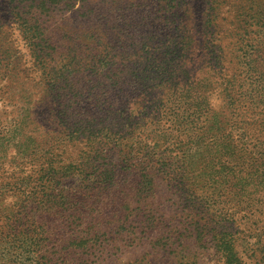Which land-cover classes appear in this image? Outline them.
<instances>
[{"label": "rangeland", "instance_id": "374dc122", "mask_svg": "<svg viewBox=\"0 0 264 264\" xmlns=\"http://www.w3.org/2000/svg\"><path fill=\"white\" fill-rule=\"evenodd\" d=\"M106 2L0 0V170L10 167L44 184V199L57 195L56 202L44 203L40 256L53 255L55 264H264V150L253 161V152L240 149L251 148L250 139L264 140V126L256 130V123L264 122V107L255 111L261 115L247 117L250 125L221 128L229 113L220 91L215 92L209 107L213 120L207 125L218 122L220 130L205 135L208 142L217 137L211 141L214 148L203 151L206 142L197 152L193 146L181 153L162 146L158 136L132 151L117 148L108 154L109 186L93 190L91 197V189L83 190L91 174L64 168L91 155V147L60 139L57 118L41 103L78 104L96 131L98 122L107 123L105 107L125 111L128 104L138 110L136 92L127 91L120 72L140 71L142 56L174 37L171 18L167 24L154 20L161 0L133 4L120 22L119 10ZM180 6L172 19L192 41L184 60L195 89L203 77L212 83V73L205 72L215 69V58L223 59L227 76L251 63L255 69L244 80L259 78L264 84V0H180ZM164 87L158 79L147 80L145 100L157 103L165 97ZM121 125L122 119L113 120L111 132ZM226 145L234 153L227 183L212 174L222 161L215 148ZM142 167L152 176L150 185L142 184ZM177 169H186L185 175L193 177L189 189L202 197L182 195ZM212 203L228 213L221 224L210 221L205 206L211 210ZM220 238H232V248L218 246Z\"/></svg>", "mask_w": 264, "mask_h": 264}, {"label": "trees", "instance_id": "16d2710c", "mask_svg": "<svg viewBox=\"0 0 264 264\" xmlns=\"http://www.w3.org/2000/svg\"><path fill=\"white\" fill-rule=\"evenodd\" d=\"M105 1L101 0L103 3ZM145 1L126 0L124 3V0H114L113 3H109L107 0L106 5L112 4L119 10L117 19L120 22L122 18L126 17L125 12H130L135 8L133 4H141ZM161 1L163 5L157 11L160 15L154 20L163 19V22L167 24L171 18L170 24L174 25L173 39L160 42L161 50L147 54V56L143 55L145 63L140 71L135 70L130 75L123 71L120 72L127 91L136 92L138 110H130L131 107L128 104H126L125 111L113 109V106L109 105L103 109L105 113L103 119L107 123L98 122V128L93 131L94 120H91L87 111L83 107H79L78 104L62 103L52 106L54 103L51 101L41 103L50 115L57 118L59 129L56 134L60 136V139L83 142L85 146L91 147V155L77 158V163L71 161L64 167L66 169L76 167L80 172L91 174V181L88 180L86 188L83 189H91L87 193L88 197L94 193L93 190H104L109 186L113 167L108 154L117 148L119 151H132L137 147H143V141L153 140L158 136L163 140L162 146L165 144L166 146H175L181 153L191 151L193 146L196 147L195 152L200 150L198 146L208 142L205 138L208 131L220 130V127L217 126L218 122H215L214 126L207 125L208 121L213 120L209 107L211 106L210 101L216 97L215 92L217 91H220L227 114L229 113V120H224L220 125L221 128L229 129L234 125H250L246 122L247 117L252 119L263 113L258 111L255 114V111L259 107H264V84L260 82L259 78L255 81L249 79L252 75L251 71L255 69L249 62L243 64L244 71L227 76V70L223 71L222 69L224 67L223 59L215 58L213 62L215 69L205 72L212 73V83L207 82L206 77H203L204 83L195 89V84H192L191 79L189 80L190 75L186 60H184L186 51L191 49L192 41L178 28L177 21L172 19V16L175 17L181 10L180 0ZM190 28L196 29L197 27L192 25ZM212 40L214 41V39ZM211 44L214 45V43ZM258 74L260 75V73ZM245 75L249 77L246 80H244ZM182 76L188 79L181 80ZM149 79H158L161 84L165 85V97L158 99L157 103L150 99L145 100L147 97L143 94L144 85ZM213 84L216 85L213 87ZM145 101L150 105H146ZM120 119H122L121 127L118 126L116 132L112 133L111 122ZM68 124L73 126L69 132L67 131ZM256 124V130L260 132L264 122ZM115 135H118V140L114 139ZM216 138V136H211L206 147H202L203 151L206 152L209 146L214 148L211 141ZM249 143L251 148L241 145L240 149L244 152H253L255 154L253 161L260 160L264 150V140L254 138V140L250 139ZM231 146H221L218 151L215 148V153L218 152L220 160L222 159L217 167H212V174L216 177V181L228 182L227 178L230 176L228 164L229 161H234V153L230 150ZM198 155L200 158L203 156ZM125 160L123 156L122 161ZM45 161L54 162L50 158H46ZM262 163H264L263 160ZM156 164L161 170H166V168H161L162 165ZM9 168L6 171L0 170L2 171L0 172V264H55L53 255L40 256L43 249L40 239L43 229L41 214L45 213L44 208L47 206L44 203L56 202L54 197L57 195L47 194L49 196L47 199L42 198L43 196L40 195L44 191H42L44 184H35L28 177L19 173L21 171L15 173L9 171ZM140 170H143L140 175L143 179L142 184L150 185L152 176L144 172V167ZM7 171L9 174H4ZM184 171L186 169L179 173L177 169L174 173L179 191L185 197H195L196 194L197 197H202L196 190L189 189V183L193 177L185 175ZM225 175H227L226 178ZM214 204L212 203L211 210H208V206H205V209L211 215L210 221L216 219V223L221 224L228 217V213L224 208H216ZM218 243L220 247L232 248L233 239L220 238ZM66 256L65 254L64 257ZM40 259H43L44 262Z\"/></svg>", "mask_w": 264, "mask_h": 264}]
</instances>
